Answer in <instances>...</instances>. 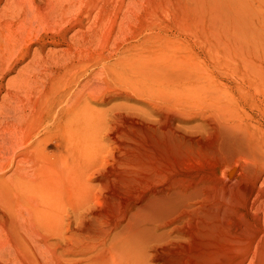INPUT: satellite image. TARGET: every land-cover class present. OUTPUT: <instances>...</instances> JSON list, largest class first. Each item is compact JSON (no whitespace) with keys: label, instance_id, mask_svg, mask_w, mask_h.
<instances>
[{"label":"rangeland","instance_id":"374dc122","mask_svg":"<svg viewBox=\"0 0 264 264\" xmlns=\"http://www.w3.org/2000/svg\"><path fill=\"white\" fill-rule=\"evenodd\" d=\"M90 1L93 10L73 12L61 23V28L70 22L76 26L62 47L75 42L80 48L78 79L91 72L103 85L99 101L93 102L99 139L94 152L78 161L87 188L62 198L61 233L77 244L76 264H101L113 246L138 237L145 264H264V207L244 201L232 207L210 181H223L230 165L245 172L253 163L231 134L228 122L242 111L226 94L239 92L237 79H231L240 76L241 67L264 75L261 49L230 28L212 0L207 7L198 0ZM243 1L255 9L252 18L261 28L264 0H237ZM87 28L90 36L83 38L81 30ZM75 31L81 39H70ZM212 49L225 58L234 55L220 62L211 57ZM183 57L191 73L181 68ZM183 77L188 83L196 78L202 86L195 100L185 91ZM226 103L225 110H218L217 104ZM142 158L144 169L138 166ZM147 158L159 159L161 169L181 178L200 173L209 181L188 185L183 203L154 217L151 206L142 202L152 185L164 183V176L148 180L153 168L147 172ZM148 216L152 233L146 234L141 224ZM33 223L36 231L50 233Z\"/></svg>","mask_w":264,"mask_h":264},{"label":"bare ground","instance_id":"6f19581e","mask_svg":"<svg viewBox=\"0 0 264 264\" xmlns=\"http://www.w3.org/2000/svg\"><path fill=\"white\" fill-rule=\"evenodd\" d=\"M198 1L203 7L208 6V1L211 3ZM212 1L226 16L230 28L245 37L247 44L258 45L264 55V15L263 26L258 28L252 18L255 9L250 4ZM95 7L90 0H0V264H76L77 244L61 233L62 198L70 199V192L79 195L87 188L86 175L78 169V161L83 154L94 152L99 139L96 132L99 116L93 102L99 101L97 92L103 85L95 82L96 74L91 76V72L86 79H78L76 60L80 48L75 42L62 47L68 32L76 26L70 22L61 28V23L66 15L83 8L90 12ZM254 28L255 36L247 35ZM88 29L81 30L83 38L90 36ZM72 37L81 39V34L75 31L70 36L73 40ZM49 45L52 46L48 48ZM209 53L220 62L225 58L220 50L212 49ZM231 54H227L224 62L231 61L234 55ZM181 62V68L191 73L188 59L183 57ZM239 70L240 76L231 79H237L239 92L226 94V98L238 105L242 115L228 124L240 152L253 163L245 172L236 163L230 165L223 181H210L220 194L230 199V206L244 201L261 208L264 207V75H255L245 66ZM187 79L182 78L188 86L185 91L195 100L202 94V86L196 78L192 83ZM217 105L218 110L227 107V103ZM158 163L157 158H147V172L153 168L147 178L151 181L164 176V183L152 185L147 191L150 195L142 202L144 207L151 206L154 217L183 203L188 185L209 181L200 173L190 179L181 178L174 171L161 169ZM138 166L144 169L146 160L142 158ZM118 174L125 175L124 171ZM149 216L141 224L146 234L152 233L146 224ZM35 221L50 233L32 228ZM140 241L138 237L129 242L124 240L121 247L113 246L101 264H145Z\"/></svg>","mask_w":264,"mask_h":264}]
</instances>
